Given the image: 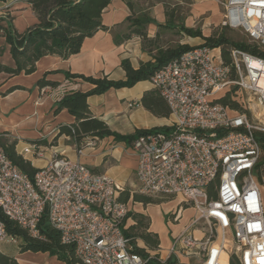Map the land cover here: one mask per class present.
<instances>
[{
	"label": "built area",
	"instance_id": "2783aa9c",
	"mask_svg": "<svg viewBox=\"0 0 264 264\" xmlns=\"http://www.w3.org/2000/svg\"><path fill=\"white\" fill-rule=\"evenodd\" d=\"M222 24L240 29L264 51V0H224ZM200 44L159 67L150 83L170 109L169 130H149L134 139L139 191L179 198L194 218L159 254L196 257V264H264V158L257 133H264V56ZM240 89V110L209 98L215 90ZM225 91V92H226ZM132 105V104H131ZM94 145L93 141L87 143ZM79 154L83 148H78ZM22 154L43 157L35 142ZM125 186L78 158L58 151L33 177L23 172L0 143V208L11 220L41 237L47 211L63 244L74 247L82 264H148L134 250L124 228L131 211L121 199ZM0 218V244L17 243ZM150 255L151 250L147 249ZM154 252H164L159 247Z\"/></svg>",
	"mask_w": 264,
	"mask_h": 264
},
{
	"label": "trees",
	"instance_id": "16d2710c",
	"mask_svg": "<svg viewBox=\"0 0 264 264\" xmlns=\"http://www.w3.org/2000/svg\"><path fill=\"white\" fill-rule=\"evenodd\" d=\"M6 1V0H0ZM30 3L35 12L38 21L28 26L23 31H19L14 26L12 20L0 15V36H3L10 46V53L13 58V65H8L0 61V72H6L10 75L21 73L30 74L36 70L37 61L46 55H58L62 58H69L81 51L82 44L86 37L92 36L98 29H105L102 15L112 0H26ZM130 9L133 8L132 0H126ZM131 21V30L122 36V39H129L133 34L141 37L145 42L153 39L148 36L145 24L153 22L152 18H134L132 14L128 16ZM6 21L7 24H1ZM167 25L160 23L159 26ZM182 30L192 37H202L204 44L212 48L220 47L222 58L226 63L231 62L230 49L232 47L241 48L255 55L264 56V51L249 40L236 41L231 39L224 30L205 35L200 29H194L184 26ZM188 44L178 46L157 47L156 53L152 55L154 60L142 62L139 67H134L129 58H124L121 62L125 71V78L114 79L107 75L94 76L84 73L66 71L67 79L79 80L91 84L88 90H70L57 103L54 112L58 113L67 109L73 116L74 121L59 125V132L51 142H56L57 138L66 134L69 135L75 145L81 148L87 142L95 138H104L113 136L116 140L125 141L131 145L137 136L149 130H169L170 127L155 126L150 129L137 128L134 133L122 134L113 130L104 120L95 116L88 104V97L95 94H102L111 88L131 87L142 80H150L153 73L162 65L181 55L183 52L191 49ZM55 70L46 71L38 80L40 88L50 86L56 87L59 81L48 78L49 74ZM22 88L19 85L9 87L0 95ZM237 86L227 90L225 94L217 98V101L228 104L234 109L240 110V99L237 97ZM141 104L158 117H169L170 109L159 92L152 88L144 92L140 100ZM4 132L3 134H6ZM258 139L264 149V133H257ZM30 142L47 143L44 140H31ZM16 143L3 144L9 157L23 172L33 177L39 170L32 165L31 161L24 158L16 151ZM130 191L121 195L124 202H128ZM133 200L147 204L153 202L149 196L139 193H133ZM132 217L134 223L124 228L128 237L132 238L134 250L149 257L148 264H185L171 256L167 261L162 262L159 254L150 255L147 249L156 251L160 247V237L157 232L150 230V217L141 212L130 211L126 220ZM0 218L4 221L9 234L16 236L19 242V251L48 252L56 256L66 264L79 263L73 246L63 244L60 232L52 226L49 220V214L46 211L39 222V231L41 237H33L28 230L22 228L18 223L8 218L0 208ZM140 237L146 247L137 245L135 238ZM0 264H18L17 259L9 254L0 252ZM231 264H238L235 258H232Z\"/></svg>",
	"mask_w": 264,
	"mask_h": 264
},
{
	"label": "crops",
	"instance_id": "0c3cea01",
	"mask_svg": "<svg viewBox=\"0 0 264 264\" xmlns=\"http://www.w3.org/2000/svg\"><path fill=\"white\" fill-rule=\"evenodd\" d=\"M18 1L25 4V12L16 17L14 26L19 31H23L38 19L29 2ZM129 14L130 10L125 0H112L102 15L106 28L98 29L92 36L86 37L79 53L66 59L58 55L43 56L36 63V70L30 74L10 75L0 72V92L14 85L22 87L6 95H0V135L8 132L6 134L18 138L15 147L17 153L30 160L36 168L43 166L55 151L71 158H78L94 171L106 172L124 185L126 188L123 194L126 190L131 194L128 204L133 199L134 190L131 187L138 186L137 156L131 145L116 140L113 136L95 138L94 145L88 146L87 142L83 146V153L79 154L69 135H60L56 144L51 142L58 134L60 124L74 121V116L67 109L54 112L59 100L70 90H88L91 87L87 82L67 79L64 72L107 75L110 78L122 79L125 78L121 64L124 58H129L136 68L142 62L154 60L143 48L139 36L122 39L128 28ZM18 24H21V27ZM0 61L13 65L10 46L3 36H0ZM51 70L55 72L49 74L48 78L57 80L60 84L56 87L40 88L38 80L46 71ZM152 88L150 80H142L131 87L111 88L102 94L91 95L87 101L93 114L104 120L113 130L122 134H131L137 128L150 129L165 125V117L155 116L140 102L144 92ZM23 138L46 141L47 143L37 142L44 150L43 157L22 154V148L30 142L24 141ZM134 202L143 204L139 201ZM150 230L159 234L160 247L164 249V252L151 253H160L166 258L165 250L172 240L163 243L161 231L153 226L152 220ZM0 252L14 256L18 264H66L48 252H20L19 248L18 252H8L0 248Z\"/></svg>",
	"mask_w": 264,
	"mask_h": 264
},
{
	"label": "rangeland",
	"instance_id": "374dc122",
	"mask_svg": "<svg viewBox=\"0 0 264 264\" xmlns=\"http://www.w3.org/2000/svg\"><path fill=\"white\" fill-rule=\"evenodd\" d=\"M223 1L224 0H132L133 8L130 9V7H128L130 10L129 15L132 14L133 19L149 17L154 20L153 22L145 24L148 36L153 40L144 43L143 39L140 37L143 48L152 56L156 53V48L159 46L175 47L180 44H188L194 47L204 43L202 37H192L185 33L182 30L184 26L200 29L205 35L224 30L233 40H249L245 32L240 29H231L222 24L224 13ZM0 11H2L0 15L10 18L14 24L16 17L25 12V4L18 0H6L0 2ZM127 23L128 28L124 34L129 33L131 30V21L127 20ZM160 23L167 25L159 26ZM1 24L6 25L7 22L2 21ZM18 26L21 27V24H18ZM132 36L137 35L133 34ZM225 91L226 90L212 91L209 93V98L217 99L225 94ZM237 97L240 99V89H237ZM164 122L165 125L168 126L171 123V116L167 117ZM23 140L31 141L32 139L23 138ZM14 141L18 142V138L14 137L12 134L2 133L0 135V143L2 144H11ZM56 143L57 141L53 142V144ZM83 146L81 148H83ZM74 147L78 149L76 145ZM262 156L264 158V151ZM131 188L134 190V193L149 196L153 199V202L147 204H137L132 199L129 202V207L133 212H141L150 217L153 226L161 231L163 243L170 242L173 237L182 232L184 227L195 216V209L190 204L183 203V207L186 209L184 215L178 222H174L173 215L178 208L179 198L172 195H147L141 193L138 186H133ZM133 223L134 219L129 217L125 225L128 227ZM135 240L138 246L146 247V244L140 237L135 238ZM19 242L20 240H18L17 243L3 242L0 244V248L8 252H18ZM5 253L7 254V252ZM182 260L185 261V264H196L197 261L194 256L182 258Z\"/></svg>",
	"mask_w": 264,
	"mask_h": 264
},
{
	"label": "bare ground",
	"instance_id": "6f19581e",
	"mask_svg": "<svg viewBox=\"0 0 264 264\" xmlns=\"http://www.w3.org/2000/svg\"><path fill=\"white\" fill-rule=\"evenodd\" d=\"M260 81H261L262 84H264V77H262Z\"/></svg>",
	"mask_w": 264,
	"mask_h": 264
}]
</instances>
